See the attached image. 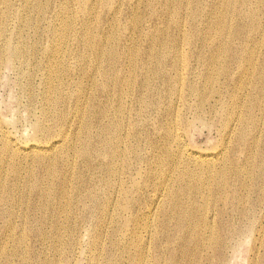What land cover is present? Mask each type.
Here are the masks:
<instances>
[{"label": "bare ground", "instance_id": "1", "mask_svg": "<svg viewBox=\"0 0 264 264\" xmlns=\"http://www.w3.org/2000/svg\"><path fill=\"white\" fill-rule=\"evenodd\" d=\"M118 2L0 0V264H230L264 217V51L234 49L264 0Z\"/></svg>", "mask_w": 264, "mask_h": 264}, {"label": "rangeland", "instance_id": "2", "mask_svg": "<svg viewBox=\"0 0 264 264\" xmlns=\"http://www.w3.org/2000/svg\"><path fill=\"white\" fill-rule=\"evenodd\" d=\"M193 1L194 0H188L189 10H191V8H193ZM232 2H233V7H235L239 4V0H232ZM82 3H83V0H72L73 6L70 9V16L74 17V19H75L74 24L79 23V20L82 17L81 11H85L87 16L94 18V16L100 15L103 10L107 14L114 12L118 8V6H120V4H121L120 2H118V0H96V3H95V1H93L90 5H82ZM156 9L160 10V7H156ZM121 10H122V13L120 12L118 14L120 26L117 30V34L124 35L127 32H124L122 25L126 24L124 21V18L127 17V15H128L129 6L128 5H124V7L121 6ZM200 10L201 9L199 8L197 11L198 16H200ZM140 12L145 17L146 25H147L149 23V17L151 15V11L145 5H142ZM256 14H257V17L259 18L258 34H252V36L249 39H247L244 43L239 44L237 41H235L236 47L234 49L240 47L241 45H246L249 49L255 48L256 51H259V52L264 51V45H263L264 17L262 15L261 9H258ZM185 16L187 18V23H189L188 22L189 13L187 15H185V11H183L181 13V17L183 18ZM151 24H152V26L157 25L158 21H156L154 19V21ZM233 25H234L233 22L229 23L230 28L233 27ZM97 26H98V24H97ZM128 30H129V26H128ZM135 39L138 40L137 35L135 36ZM146 45L147 44L145 42L139 40L137 47L138 46L144 47ZM260 63H261V61L258 60V64H260ZM257 70L264 71V67L258 68ZM198 72L200 74H202L201 70ZM234 72H237V71L234 70ZM234 72L232 71V76L237 77L236 74H234ZM5 75H6L5 79L0 84V112L6 116L8 114V108L7 107L9 105H11V103H12L11 98L13 97V95L15 93H14V88H13L12 83L9 82L6 85V83L9 81L8 79H10L9 77H12L11 73L9 71H7ZM204 85L205 84L200 79L198 81V86H199V90L202 93H206L210 90L209 86H204ZM262 90L264 91V84L262 86ZM216 99H218V98L216 96H214L212 98L213 101L211 100V103H214V101ZM86 109H90V107L87 106ZM94 109H95V104H94ZM184 112L187 114L188 117H190L189 110L187 111L184 109ZM76 114L77 113H73V111H71L70 116L67 118V129L68 130L70 129L69 133L74 131V128L79 121L78 115H76ZM95 114H96L95 112H93L92 115L90 114V116H92V117L90 118V116H89V122L92 121L90 119H94ZM72 126H73V128H72ZM189 133H190V135L188 134L187 138L185 137V139H184L186 141L187 145L191 146L194 143H197L198 146L203 151H205L206 149L210 150L212 148L211 143L210 142L208 143V141H206V140L208 137L212 138L213 133L209 132V130L207 128H205L204 126H200L197 124L196 127L192 128V130L189 131ZM262 217H263L262 213L255 215V217H252V218H254V220L251 222L252 223V230L248 233V236H244L241 238V242L239 243L235 252L233 253L232 260H231L230 264H264V246L260 245L261 240L264 241V217L263 218ZM261 225H263V226H261ZM2 230H3V227L1 226L0 234H1ZM12 241H14V240L11 238L10 239L4 238L3 241L0 242V248L1 249L3 248L1 246H4V247L7 246L6 248H9V246H10V248H11L12 243H13ZM3 242L6 244H4ZM16 242H17V240H16ZM0 252L2 253L1 250H0ZM93 264H95V263H93Z\"/></svg>", "mask_w": 264, "mask_h": 264}]
</instances>
